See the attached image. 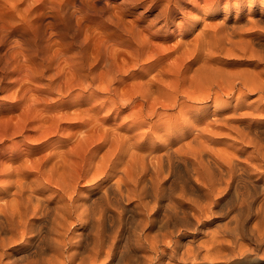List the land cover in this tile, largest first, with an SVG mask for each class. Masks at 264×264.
Returning <instances> with one entry per match:
<instances>
[{
	"label": "bare ground",
	"instance_id": "6f19581e",
	"mask_svg": "<svg viewBox=\"0 0 264 264\" xmlns=\"http://www.w3.org/2000/svg\"><path fill=\"white\" fill-rule=\"evenodd\" d=\"M232 4L151 77L53 72L0 108V264H264V0Z\"/></svg>",
	"mask_w": 264,
	"mask_h": 264
},
{
	"label": "rangeland",
	"instance_id": "374dc122",
	"mask_svg": "<svg viewBox=\"0 0 264 264\" xmlns=\"http://www.w3.org/2000/svg\"><path fill=\"white\" fill-rule=\"evenodd\" d=\"M233 1L221 0L217 7L201 11L199 22L193 20L198 12L190 7V0H0V108L14 103L19 97L16 94L24 89L36 92L47 88L53 72H57V81L78 67L89 76H100L105 68L123 63L129 66L128 72L122 73L126 82L134 75L151 77L156 70L150 63L157 57L167 61L176 47L191 44L202 23L232 19ZM144 38L148 42L143 44ZM146 43L150 45L147 48ZM139 45H145L147 51L140 49V55L146 53V59L137 57ZM26 72L32 73L33 80L21 76ZM16 104L20 107L22 101ZM209 144L223 150L227 139ZM208 233L200 234L199 241L210 243L212 233Z\"/></svg>",
	"mask_w": 264,
	"mask_h": 264
}]
</instances>
